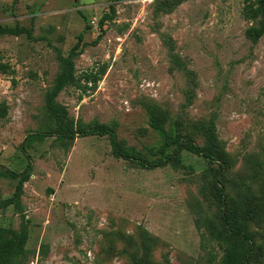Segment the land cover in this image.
Returning <instances> with one entry per match:
<instances>
[{"label": "rangeland", "instance_id": "1", "mask_svg": "<svg viewBox=\"0 0 264 264\" xmlns=\"http://www.w3.org/2000/svg\"><path fill=\"white\" fill-rule=\"evenodd\" d=\"M252 25L243 0H0V27L30 32L0 33V202L17 183L5 174L31 160L23 211L0 206V228L19 233L28 221L23 264H132L144 247L154 264L222 259L215 167L182 151L177 168L142 169L114 157L108 136L59 143L47 104L66 58L76 74L105 67L88 95L68 86L54 98L72 132L106 126L154 162L161 141L150 112L200 145L214 124L231 160L226 194L260 213L248 225L250 264H264V36L249 38Z\"/></svg>", "mask_w": 264, "mask_h": 264}, {"label": "trees", "instance_id": "2", "mask_svg": "<svg viewBox=\"0 0 264 264\" xmlns=\"http://www.w3.org/2000/svg\"><path fill=\"white\" fill-rule=\"evenodd\" d=\"M243 3L245 16L253 24L247 29V36L257 41L264 36V0H243ZM114 15L115 8L114 5H111L109 13L105 14L98 23L100 34L92 42V45H95L101 39L104 34L103 27L105 22L111 21ZM0 33L14 36L26 34L30 37V32L20 27H0ZM83 34L84 32L79 34L75 49L82 43ZM63 62L64 69L57 77L47 104L51 117L60 118L56 129L59 143L65 146L67 141H73L77 137L108 136L114 157L133 163L146 170L167 165H171L174 168L179 167L182 151H188L202 158L207 164L215 167L211 177L213 189H216V193L212 192V197L218 206L221 228L214 237L222 250L220 264H250L254 257L255 244L253 234L249 230L248 225L257 221L260 213L253 202L247 203L243 199H232L226 194L224 174L230 170L231 160L223 150V146L215 134L214 124L209 122L204 127L202 132L204 143L200 145L192 137L176 133L174 126L164 128L159 119L150 112V127L157 133L161 141L159 150L154 154L158 156L154 162L140 157L139 154L130 153L123 149L116 133L106 126H89L79 129L77 132H72L64 124L63 117L57 114L53 103L54 98L68 86L74 87L80 92L81 96L88 95L96 89L98 82L104 75L105 67L93 68L76 74L74 63L70 58L64 59ZM44 138L45 134L29 136L27 144L31 145L34 141H42ZM30 171L31 160L28 158V163L20 174L13 172L5 174L11 179H16L17 183L12 196L0 202L2 208L13 205L18 212L23 211L20 197L23 194L24 184L30 178ZM212 190H209V192ZM27 228L28 221L23 219L19 233H15L10 229L0 228V264H23L25 262L27 257L25 250L28 239ZM131 262L132 264H154L150 259L147 247L143 248L141 255H132Z\"/></svg>", "mask_w": 264, "mask_h": 264}]
</instances>
